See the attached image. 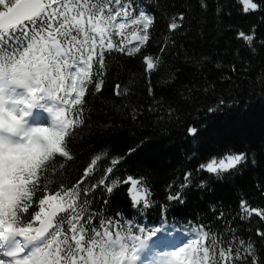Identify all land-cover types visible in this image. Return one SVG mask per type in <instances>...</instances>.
<instances>
[{
    "label": "snow or ice",
    "instance_id": "1",
    "mask_svg": "<svg viewBox=\"0 0 264 264\" xmlns=\"http://www.w3.org/2000/svg\"><path fill=\"white\" fill-rule=\"evenodd\" d=\"M240 2L244 13L264 12V0ZM200 6L207 8L204 0H200ZM156 20L157 16L139 0H0V264H264V230L260 228L255 232L258 240H244L235 235V228L227 229L230 235L218 237L207 223L189 222L180 237L166 220L159 227L143 226L140 214L155 202L150 199V188L139 179L128 177L125 181L131 183L135 208L134 218H127L126 226L119 213L115 219L102 215L107 198L100 209L90 210L89 194L105 183L106 175L124 156L113 157L105 174L96 183L89 182L90 186L81 187L106 152L91 160L75 185L49 187L50 172L54 171L50 162L57 156L74 159L69 139L83 119H73L72 113L84 112L89 87L93 93L101 90L111 62L119 54L131 57L141 52L152 38L150 29L155 31ZM184 24L182 12L178 17L171 16L167 29L179 36ZM238 37L253 53L256 51L254 30L251 34L240 31ZM132 40L136 43L131 44ZM169 40L165 37L170 49ZM258 43L264 46V40ZM143 59L148 71L162 66L167 70L159 57L145 55ZM208 59L184 55L185 63L195 66H202ZM179 71L169 72L162 82L175 80ZM232 71H236L234 64ZM192 75L194 79L196 73ZM116 87V95H122L120 86ZM184 87L189 94L179 90L177 94L185 103L194 100L188 86ZM214 87L204 86L203 92L214 94ZM148 92L153 96L150 86ZM175 102H168L169 119L173 118ZM158 104L160 101L153 98L148 111H158ZM231 106L220 97L207 111L217 113ZM37 108L51 114V127L27 125L26 117ZM139 112L132 110L133 120ZM197 131L196 127L188 129L192 137ZM143 143L141 139L137 147ZM137 147H130L128 155ZM260 152L264 154V146ZM249 160L256 163L255 155L247 151L209 156L194 170L185 171L177 191H171L169 185L167 200L183 204L185 189L190 185L206 192L211 188L210 181L231 179L247 167ZM202 173L210 175L203 177ZM118 183L113 179L103 191L110 195ZM167 208L163 207V214ZM240 208V219L248 220L255 214L264 221V208L251 207L247 200H241ZM210 210L217 213L216 205ZM98 212L101 217L92 224ZM223 217L222 211L216 215L217 220Z\"/></svg>",
    "mask_w": 264,
    "mask_h": 264
},
{
    "label": "trees",
    "instance_id": "2",
    "mask_svg": "<svg viewBox=\"0 0 264 264\" xmlns=\"http://www.w3.org/2000/svg\"><path fill=\"white\" fill-rule=\"evenodd\" d=\"M139 2L157 16L155 31L150 29L152 38L141 47L140 53L131 57L119 54L118 59L111 62L99 92L93 93L89 87L84 112L72 113L73 119H83V124L77 125L73 138L69 139L74 159L67 161L57 156L50 162L54 171L50 172L49 187L75 185L91 160L106 152L107 156L97 161L93 172L81 185L82 188L90 186L89 182L94 184L105 174L113 157L124 156L125 159L113 167V172L106 175L105 183L89 194L90 210L100 209L107 198L108 206L102 215L115 219L119 213L126 226L127 218H134L135 214L130 197L131 183L125 182L132 177L150 188V199L155 202L140 214L139 222L146 228L159 227L162 220H166L170 228L182 231L189 222L193 225L207 223L212 234L218 237L230 235L227 229L235 228L238 238L258 240L255 232L257 228L264 230V221L255 214L242 220L239 214L241 200H247L251 207L264 208V154L260 152L264 146V46L258 43L264 40V12L244 13L240 0H204L206 9L201 8L200 0ZM182 12L185 13L183 34H170L169 19ZM253 30L254 53L238 37L240 31L251 34ZM165 37H170V49ZM161 47L165 48L164 53L160 52ZM185 53L209 59L202 66L186 64ZM145 55L159 57L167 70L162 66L148 71ZM233 64L236 71H232ZM177 68L180 71L176 72V79L163 83L168 73ZM193 73H196L194 79ZM117 85L123 93L120 96L116 95ZM185 85L195 97L187 103L177 94V90L189 94ZM208 85H215L214 94L203 92V87ZM149 86L153 96H149ZM220 97L232 106L209 113L207 107ZM153 98L160 104L156 105L158 111L149 112ZM172 100L176 101L172 104L175 111L169 119L167 108ZM133 109L140 110L135 120L131 117ZM190 127L197 128L196 137L189 135ZM141 139L144 143L137 147ZM130 147L137 150L128 155ZM229 151H247L250 156L255 155L256 163L249 160L247 167L229 180L210 181L211 188L206 192L190 185L185 189L187 198L183 204L167 200L169 185L171 191H177L185 171L194 170L209 156L220 157ZM208 175L202 173L203 177ZM113 179H118L119 183L109 195L103 190ZM165 205L168 208L163 214ZM211 205H216L217 213L210 210ZM220 211L224 212V217L217 220ZM100 217L98 212L92 224H97ZM135 222L133 219V228Z\"/></svg>",
    "mask_w": 264,
    "mask_h": 264
},
{
    "label": "rangeland",
    "instance_id": "3",
    "mask_svg": "<svg viewBox=\"0 0 264 264\" xmlns=\"http://www.w3.org/2000/svg\"><path fill=\"white\" fill-rule=\"evenodd\" d=\"M38 109V113L32 114L29 117H26L27 125L29 127H35V126H47L51 127L52 125V116L50 113H48L45 110ZM44 112H47L44 113Z\"/></svg>",
    "mask_w": 264,
    "mask_h": 264
}]
</instances>
